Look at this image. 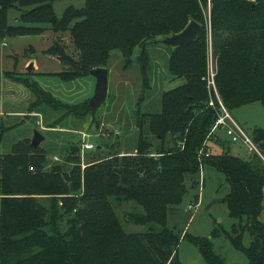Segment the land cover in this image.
I'll return each instance as SVG.
<instances>
[{
    "label": "trees",
    "instance_id": "1",
    "mask_svg": "<svg viewBox=\"0 0 264 264\" xmlns=\"http://www.w3.org/2000/svg\"><path fill=\"white\" fill-rule=\"evenodd\" d=\"M53 1L0 0V40L45 29L68 31L75 57L59 42L44 51L59 57L62 69L55 74L69 80L106 66L112 49L121 52L122 68L135 62L141 92L134 110L135 142L127 146L134 151L121 153L119 134L109 130L86 150L93 153L82 169L80 142H69L58 160L48 158L40 144L32 147L29 138L13 143L0 154V264H181V237L198 246L204 264H224L208 237L179 235L166 225L168 209L180 203L186 190L185 174L197 172L203 163L223 172L230 186L222 200L238 222L226 233L229 242L249 264H264L259 218L264 159L255 152L231 153L230 140L219 142L220 152L204 155L218 104L204 77L208 41L215 86L226 108L264 101V0H84L59 15ZM11 7L21 8L16 24L7 19ZM191 19L200 24L197 37L172 48L167 59L171 77L184 81L161 92L158 111H141L139 103L150 87L147 44L181 30ZM5 74L32 91L27 115L47 108L59 113L47 126L72 116L100 130L98 107L88 106V98L64 103L35 80ZM210 97L214 106L208 104ZM248 134L264 157V127ZM66 163H71L68 170ZM112 200L116 205L135 202L139 210L123 216L146 228L127 231ZM245 230L251 235L248 245L242 243Z\"/></svg>",
    "mask_w": 264,
    "mask_h": 264
},
{
    "label": "rangeland",
    "instance_id": "2",
    "mask_svg": "<svg viewBox=\"0 0 264 264\" xmlns=\"http://www.w3.org/2000/svg\"><path fill=\"white\" fill-rule=\"evenodd\" d=\"M53 8L56 15L68 6H82L84 0H54ZM21 8L11 7L7 19L11 24H16V17ZM47 25L46 23H41ZM160 37H156L158 40ZM54 42L62 43L65 51L73 57L77 51L71 43L68 31H53L45 29L40 34L16 35L0 40V154L9 152L13 143L20 139L29 138L35 130L40 131L44 139L40 146L45 149L46 156L53 155L64 158L69 142L91 141L95 145L101 141L102 136H107L109 130L112 135L119 138L121 153H131L127 146L133 148L135 142V114L136 102L140 97L141 76L139 66L132 62L129 68H122V55L119 49H112L109 53L108 91L105 100L95 111L100 119V133L94 126L88 127L87 119L66 116L57 122L56 127L47 126L57 117L58 111L45 109V112H32L27 115L29 103L33 99L30 88L23 83L8 77L5 71L35 80L44 90L50 92L56 99L68 104H77L92 96L95 78L90 75H79L72 79H63L55 74L62 65L59 57L44 51ZM149 55L150 87L145 91V96L139 103L141 111L155 112L159 110V98L162 91L172 88L184 81L183 77H174L167 71V59L171 46L161 42H154L146 46ZM211 47L208 41V59L206 61L205 80L211 69L215 70ZM31 63V67L28 65ZM212 63V65H211ZM233 118L249 133L253 127H264V101L254 100L234 106L230 110ZM83 132L87 133L83 136ZM220 137L226 142L229 137L224 131H219ZM213 139V138H211ZM215 139V138H214ZM125 142V143H124ZM215 143V142H214ZM230 152L245 156L250 153L241 142H228ZM222 146V145H221ZM90 151V150H89ZM212 151L220 152L221 149L212 146ZM93 153L81 151V168L89 161ZM71 163H66V170ZM194 181L196 183H194ZM186 190L180 203L170 207L166 216V225L179 235L188 232L194 235L208 237L212 249L223 258L224 264H249L246 255L235 248L226 236L230 232L232 223L238 222L237 218L228 213L227 205L222 198L229 192L230 186L225 175L208 163H203L195 173L184 176ZM45 202L48 197H43ZM117 214L122 218L123 226L127 231H141L146 227L135 224L124 218V212L139 210L133 201L117 204L112 200ZM188 204L192 206L188 208ZM264 223V204L259 215ZM214 228L217 231L213 234ZM250 233L245 230L242 243L248 245ZM177 256L181 264H204V259L197 245L181 237L177 245Z\"/></svg>",
    "mask_w": 264,
    "mask_h": 264
},
{
    "label": "built area",
    "instance_id": "3",
    "mask_svg": "<svg viewBox=\"0 0 264 264\" xmlns=\"http://www.w3.org/2000/svg\"><path fill=\"white\" fill-rule=\"evenodd\" d=\"M214 75H215V70L213 67V69H211L210 73L208 74L206 83L208 85L209 92L214 93V95L216 96L218 104H217L216 118L210 128L208 136L210 138L216 139L218 137L219 131L222 130L229 137V140L231 142L241 141L247 147L249 152H255L264 159L263 154L255 144V142L252 140L251 136L238 124V122L232 117L230 111L220 100L215 86ZM208 104L214 106L212 97H210ZM86 135L87 133L83 132V136ZM204 144L206 145L204 155L207 156L212 152L210 148L209 140L204 141ZM94 145L95 144L92 143L91 141H85V139H83V141L81 142V151L93 149ZM199 152H201V150ZM52 159L58 160L59 157L53 155ZM29 168L32 169L31 166ZM187 206L188 208H190L192 205L188 204Z\"/></svg>",
    "mask_w": 264,
    "mask_h": 264
},
{
    "label": "water",
    "instance_id": "4",
    "mask_svg": "<svg viewBox=\"0 0 264 264\" xmlns=\"http://www.w3.org/2000/svg\"><path fill=\"white\" fill-rule=\"evenodd\" d=\"M199 29L200 24L191 19L181 30L169 35L161 36L160 39L155 40L174 48L194 40L198 35ZM28 66L31 67V63ZM89 74L95 78V86L92 96L88 98V106L97 108L105 100L107 95L108 68L105 66H97L90 69ZM43 139V134L40 131L35 130L30 139V145L32 147H37Z\"/></svg>",
    "mask_w": 264,
    "mask_h": 264
},
{
    "label": "crops",
    "instance_id": "5",
    "mask_svg": "<svg viewBox=\"0 0 264 264\" xmlns=\"http://www.w3.org/2000/svg\"><path fill=\"white\" fill-rule=\"evenodd\" d=\"M233 117V116H232ZM226 135V134H225ZM227 136V135H226ZM217 140V142L214 143V141ZM224 140L220 137L219 133H218V137L216 139H212V140H209V144H210V148L212 150V146H216L218 147L219 149H222L221 145L219 144V142H223ZM214 152V151H212Z\"/></svg>",
    "mask_w": 264,
    "mask_h": 264
}]
</instances>
